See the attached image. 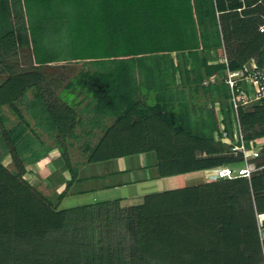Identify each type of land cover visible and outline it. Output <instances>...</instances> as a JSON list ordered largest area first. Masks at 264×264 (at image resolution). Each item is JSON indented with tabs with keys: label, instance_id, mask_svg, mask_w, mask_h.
I'll return each mask as SVG.
<instances>
[{
	"label": "trees",
	"instance_id": "obj_1",
	"mask_svg": "<svg viewBox=\"0 0 264 264\" xmlns=\"http://www.w3.org/2000/svg\"><path fill=\"white\" fill-rule=\"evenodd\" d=\"M71 60L84 66L66 76ZM250 61L264 69V0H0V264H264V166L57 206L75 182L131 168L92 170L109 159L145 153L159 177L241 162L224 71ZM237 116L247 145L264 139V95ZM41 161L65 166L57 200L25 176Z\"/></svg>",
	"mask_w": 264,
	"mask_h": 264
},
{
	"label": "rangeland",
	"instance_id": "obj_2",
	"mask_svg": "<svg viewBox=\"0 0 264 264\" xmlns=\"http://www.w3.org/2000/svg\"><path fill=\"white\" fill-rule=\"evenodd\" d=\"M30 53V48L29 47H23L20 49L19 54L17 55V61H18V66H28L31 61H26L27 59V54ZM224 56V55H223ZM220 58V57H219ZM222 58V57H221ZM220 58V59H221ZM58 64H62V62H54L53 64L49 66H43L42 69L45 71H55L57 70L55 66L59 67ZM64 66L61 68L59 71H61L63 74H67L66 76L70 74H74V72L78 71L81 67L84 66L83 61H68L63 63ZM18 69V68H17ZM62 69V70H61ZM254 102V101H253ZM250 103H246L244 105H248ZM77 132H80V128L77 129ZM96 134L92 137L91 136V141L94 142L96 141L97 137L100 135V130L95 131ZM81 140H73V144L70 146V155L71 159L73 161L77 162V160H82L83 156L81 154V148H79V145L81 143ZM144 158V159H143ZM125 162L127 166H129V170L126 172H119L116 175H113L111 177H101L99 180H96V182H93L91 178H88L85 181H81L82 183L75 182L69 192L62 196L61 198L58 199V207H68V206H73V205H78V204H83V203H88L92 202L95 200H103V199H115V198H120V204L121 205H126V204H132V203H138L141 202L143 199V195L149 192L157 191V190H163V189H168L172 187H177L180 185L184 184H190V183H196L199 181L207 180L214 175L211 173L213 172L212 168H207V169H201V170H194V171H189L185 173H180V174H174V175H169V176H164V177H159L156 175V168L155 166H144L143 162L141 160L146 161V154L145 153H136V154H131L128 156H124ZM124 159H122L124 161ZM155 155L153 153H148V160L149 162H154L155 161ZM262 155L258 158H256V161L261 160ZM119 158L117 159H109L107 162L108 164L113 168L112 170H115L116 168L120 167L118 163ZM3 162L8 166L12 167L11 163L9 162V158L5 157L3 159ZM42 163L45 161H41ZM40 162V163H41ZM106 162V161H105ZM38 163V164H40ZM42 164L44 169H42L41 173H37L34 169H31L35 173H26V177H30V181L34 184V186L40 188L43 190L44 193L51 195L54 199L57 200L56 196L59 191L62 190L63 186L61 189H58V187H54L52 183V178L56 176L57 172H60L63 175H66V169L65 166L63 165H58L54 171L51 170L55 165L53 164V161H49V163ZM143 163V164H142ZM100 164V163H99ZM91 165L90 168L92 167V170L97 168L98 171L100 172L99 174L102 175L103 173L106 172L104 167H101L100 165ZM242 162L240 161H235L230 163L231 166L234 168H237L239 165H241ZM40 165V166H42ZM29 166V165H28ZM33 168V167H32ZM85 168V167H84ZM83 166L78 164V171L79 175H84L85 173L83 172ZM51 170V172H50ZM85 170V169H84ZM31 171V172H32ZM92 172V171H91ZM41 174V175H40ZM122 179L124 182L120 184H115L111 186H96L93 189H87L82 192L76 191L77 188L83 186L87 187L88 185H97L99 182H109L113 180H118ZM258 221L261 223L262 218H264V214H258ZM264 229H261L263 231Z\"/></svg>",
	"mask_w": 264,
	"mask_h": 264
},
{
	"label": "built area",
	"instance_id": "obj_3",
	"mask_svg": "<svg viewBox=\"0 0 264 264\" xmlns=\"http://www.w3.org/2000/svg\"><path fill=\"white\" fill-rule=\"evenodd\" d=\"M262 29V28H261ZM224 55V56H223ZM221 60H226L223 54ZM225 80L230 88V101L235 111V126L233 139L229 151L241 158L242 164L234 168L230 164L216 166L211 173L213 177L250 176L264 164H258L256 158L260 156V150L264 147V139L251 141L247 145L237 116V108L240 105L251 103L264 95V69L259 68L255 61L244 63L241 67L225 68ZM225 134V132H223Z\"/></svg>",
	"mask_w": 264,
	"mask_h": 264
},
{
	"label": "crops",
	"instance_id": "obj_4",
	"mask_svg": "<svg viewBox=\"0 0 264 264\" xmlns=\"http://www.w3.org/2000/svg\"><path fill=\"white\" fill-rule=\"evenodd\" d=\"M122 159H124V157H119V160H118V163H119V165H120V167H118L119 169L124 168V167H127V164H126V162H125V159H124V161H123ZM101 167H104V168H105L106 173L112 171V169H113V168L108 164L107 161L104 162V163H102V164H101Z\"/></svg>",
	"mask_w": 264,
	"mask_h": 264
}]
</instances>
